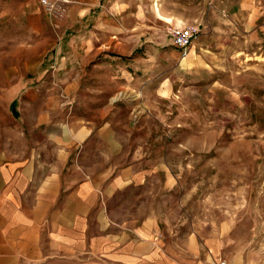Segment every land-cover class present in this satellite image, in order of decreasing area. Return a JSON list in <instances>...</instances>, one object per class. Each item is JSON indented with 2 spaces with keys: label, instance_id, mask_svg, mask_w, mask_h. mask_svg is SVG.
I'll use <instances>...</instances> for the list:
<instances>
[{
  "label": "rangeland",
  "instance_id": "374dc122",
  "mask_svg": "<svg viewBox=\"0 0 264 264\" xmlns=\"http://www.w3.org/2000/svg\"><path fill=\"white\" fill-rule=\"evenodd\" d=\"M63 5L0 0V169H127L118 217L264 264V0ZM174 24L198 30L186 57Z\"/></svg>",
  "mask_w": 264,
  "mask_h": 264
},
{
  "label": "crops",
  "instance_id": "0c3cea01",
  "mask_svg": "<svg viewBox=\"0 0 264 264\" xmlns=\"http://www.w3.org/2000/svg\"><path fill=\"white\" fill-rule=\"evenodd\" d=\"M86 38L88 54L101 52V34ZM60 163L48 172L0 169V264H217L191 237L183 243L165 233L153 215L118 217L130 211L117 193L139 179L129 170Z\"/></svg>",
  "mask_w": 264,
  "mask_h": 264
},
{
  "label": "built area",
  "instance_id": "2783aa9c",
  "mask_svg": "<svg viewBox=\"0 0 264 264\" xmlns=\"http://www.w3.org/2000/svg\"><path fill=\"white\" fill-rule=\"evenodd\" d=\"M40 2L51 12L58 11L59 9L64 10V0H55L54 2H50V0H40ZM169 33L172 44L179 49L182 57H186L189 54L191 45L197 37V28L191 25L174 24L169 30Z\"/></svg>",
  "mask_w": 264,
  "mask_h": 264
},
{
  "label": "bare ground",
  "instance_id": "6f19581e",
  "mask_svg": "<svg viewBox=\"0 0 264 264\" xmlns=\"http://www.w3.org/2000/svg\"><path fill=\"white\" fill-rule=\"evenodd\" d=\"M156 5H154V7H155ZM155 9H157V8H155ZM159 15V14H158Z\"/></svg>",
  "mask_w": 264,
  "mask_h": 264
}]
</instances>
